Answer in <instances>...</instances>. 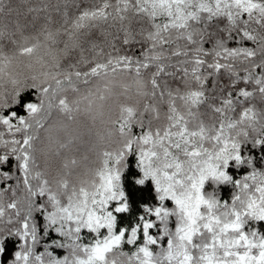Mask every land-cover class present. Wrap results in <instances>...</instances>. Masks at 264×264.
Wrapping results in <instances>:
<instances>
[{"label":"snow or ice","instance_id":"obj_1","mask_svg":"<svg viewBox=\"0 0 264 264\" xmlns=\"http://www.w3.org/2000/svg\"><path fill=\"white\" fill-rule=\"evenodd\" d=\"M0 264H264V0H0Z\"/></svg>","mask_w":264,"mask_h":264}]
</instances>
